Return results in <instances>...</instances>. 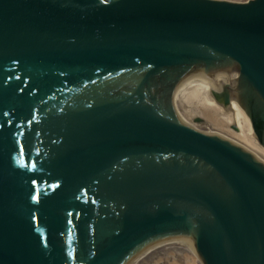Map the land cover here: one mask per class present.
<instances>
[{"label": "water", "instance_id": "water-1", "mask_svg": "<svg viewBox=\"0 0 264 264\" xmlns=\"http://www.w3.org/2000/svg\"><path fill=\"white\" fill-rule=\"evenodd\" d=\"M167 243L264 264V0H0V264Z\"/></svg>", "mask_w": 264, "mask_h": 264}, {"label": "rangeland", "instance_id": "rangeland-1", "mask_svg": "<svg viewBox=\"0 0 264 264\" xmlns=\"http://www.w3.org/2000/svg\"><path fill=\"white\" fill-rule=\"evenodd\" d=\"M184 246L176 243L161 245L148 251L132 264H202L194 250Z\"/></svg>", "mask_w": 264, "mask_h": 264}, {"label": "bare ground", "instance_id": "bare-ground-1", "mask_svg": "<svg viewBox=\"0 0 264 264\" xmlns=\"http://www.w3.org/2000/svg\"><path fill=\"white\" fill-rule=\"evenodd\" d=\"M180 245H181V244H180ZM182 245H183V244H182ZM186 246H187V245H186ZM184 247H185V246H184ZM187 247H188V246H187ZM187 247H186V248H187ZM188 248H190V247H188ZM190 249H191V248H190ZM192 250H193V249H192ZM194 252H195V251H194ZM195 253H196V252H195ZM195 255H197V256H198V254H197V253H196ZM197 256H196V257H197ZM198 257H199V256H198ZM198 257H197V258H198ZM199 260H200V262L203 264V262H202V260H201V258H200V257H199Z\"/></svg>", "mask_w": 264, "mask_h": 264}, {"label": "snow or ice", "instance_id": "snow-or-ice-1", "mask_svg": "<svg viewBox=\"0 0 264 264\" xmlns=\"http://www.w3.org/2000/svg\"><path fill=\"white\" fill-rule=\"evenodd\" d=\"M37 197L36 196H33V199L35 200Z\"/></svg>", "mask_w": 264, "mask_h": 264}]
</instances>
